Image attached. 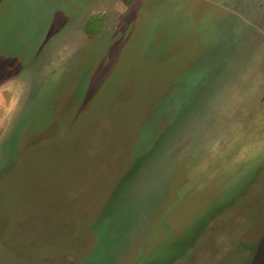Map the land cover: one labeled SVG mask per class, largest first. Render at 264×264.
I'll return each mask as SVG.
<instances>
[{
	"label": "rangeland",
	"instance_id": "obj_1",
	"mask_svg": "<svg viewBox=\"0 0 264 264\" xmlns=\"http://www.w3.org/2000/svg\"><path fill=\"white\" fill-rule=\"evenodd\" d=\"M0 264H264V0H0Z\"/></svg>",
	"mask_w": 264,
	"mask_h": 264
}]
</instances>
